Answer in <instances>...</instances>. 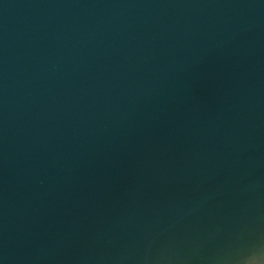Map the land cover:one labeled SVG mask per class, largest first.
Here are the masks:
<instances>
[{"label":"water","instance_id":"water-1","mask_svg":"<svg viewBox=\"0 0 264 264\" xmlns=\"http://www.w3.org/2000/svg\"><path fill=\"white\" fill-rule=\"evenodd\" d=\"M0 264H264V0H0Z\"/></svg>","mask_w":264,"mask_h":264}]
</instances>
